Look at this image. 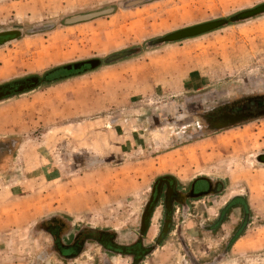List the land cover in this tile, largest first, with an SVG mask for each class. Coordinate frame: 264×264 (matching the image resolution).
Masks as SVG:
<instances>
[{
	"label": "rangeland",
	"instance_id": "rangeland-1",
	"mask_svg": "<svg viewBox=\"0 0 264 264\" xmlns=\"http://www.w3.org/2000/svg\"><path fill=\"white\" fill-rule=\"evenodd\" d=\"M12 1L0 0V29L54 30L0 47V57L12 62L0 84L105 57L264 2L157 0L126 10L127 0ZM110 6L118 8L111 16L64 25L69 17ZM139 59L127 68L138 80L124 94L119 90L124 98L104 93L103 103L93 105L54 86L13 101L29 99L30 107L22 109L14 133L0 138V264H66L48 233L53 220L71 232L93 227L131 238L151 187L166 174L184 183L213 179L223 183L225 200L237 194L246 200L251 218L244 245L226 250L208 241L212 249L200 255L207 257L200 264H264V165L255 161L264 153V117L197 141L186 135L176 140L181 127L172 123L199 105H215L209 102L215 95L222 102L264 93V16ZM161 112L175 118L165 117V126L158 121L157 127L151 116ZM166 261L191 264L187 258ZM114 264L128 259L117 257Z\"/></svg>",
	"mask_w": 264,
	"mask_h": 264
},
{
	"label": "flooded vegetation",
	"instance_id": "flooded-vegetation-1",
	"mask_svg": "<svg viewBox=\"0 0 264 264\" xmlns=\"http://www.w3.org/2000/svg\"><path fill=\"white\" fill-rule=\"evenodd\" d=\"M220 100L215 95L209 99L217 102L215 105L206 109L199 105L184 118L176 117L172 123L181 127L173 135L176 140H185L186 135L197 141L204 135L264 117V93ZM165 117L174 115L154 113L153 125L165 126ZM3 147L0 143L2 153ZM226 191L222 182L213 179L197 178L184 183L172 175H161L146 199L139 231L131 238L93 227L71 232L56 220L48 223V233L66 264H114L117 257L128 259V264H171L164 260L178 258L200 264V258H207L200 255L212 249L208 241H218L226 250L233 249L250 221L246 200L238 194L225 200ZM221 202L224 203L215 209ZM236 216L238 219L233 222Z\"/></svg>",
	"mask_w": 264,
	"mask_h": 264
},
{
	"label": "water",
	"instance_id": "water-1",
	"mask_svg": "<svg viewBox=\"0 0 264 264\" xmlns=\"http://www.w3.org/2000/svg\"><path fill=\"white\" fill-rule=\"evenodd\" d=\"M157 0H127L124 9L137 8ZM118 8L110 6L97 11L81 13L67 18L64 25L75 26L88 23L103 17L111 16L117 12ZM264 16V2L252 8L239 11L228 17L210 20L196 25L181 28L167 33L163 36L155 37L144 42L143 45L123 49L107 55L105 57H95L77 62L67 63L54 67L43 74H33L18 79L10 80L0 84V107L11 103L17 99L31 95L44 88H51L77 78L90 75L92 73L110 68L125 62L144 57L150 53L158 52L165 47L181 44L190 40H195L221 29L242 24ZM54 30L52 26H39L25 33L21 28L0 29V47L14 41H19L25 37ZM255 161L264 165V153L255 157Z\"/></svg>",
	"mask_w": 264,
	"mask_h": 264
},
{
	"label": "crops",
	"instance_id": "crops-1",
	"mask_svg": "<svg viewBox=\"0 0 264 264\" xmlns=\"http://www.w3.org/2000/svg\"><path fill=\"white\" fill-rule=\"evenodd\" d=\"M9 3L13 4V1ZM26 46H28V43H26ZM138 60L141 59H135L110 68H106L90 75H86L75 80L57 85L54 88L61 89L63 93L71 92L82 94L83 98H86L87 102H92L93 105H95L96 102L99 104L103 103V99L105 97L103 96L104 93L113 94V97L118 100L120 97L124 98V96L121 94H124V87L126 85L130 86L131 83H134V81L138 80L136 79L137 76H135L136 73H134V71L128 72L127 69L128 67H131L130 64L137 62ZM43 61L44 59L39 60L40 64H43ZM11 64L9 62H5L4 56L0 57V79H2L1 73L3 71L8 69L9 74L10 72H12ZM64 87L66 89H64ZM95 89L98 90L97 95H95ZM119 90L123 92L119 93ZM127 96H129V94ZM26 100L29 99L8 103L0 107V138L5 134L14 133V131H11V128H13V126H19V124H15V122H17L20 114L24 112L22 109L30 107V101ZM27 115L29 114L27 113ZM242 245H244V242L242 243L239 241L237 243L236 247L238 248V250H240V247Z\"/></svg>",
	"mask_w": 264,
	"mask_h": 264
}]
</instances>
